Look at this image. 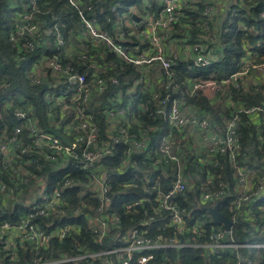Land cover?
I'll return each mask as SVG.
<instances>
[{
  "label": "built area",
  "instance_id": "obj_1",
  "mask_svg": "<svg viewBox=\"0 0 264 264\" xmlns=\"http://www.w3.org/2000/svg\"><path fill=\"white\" fill-rule=\"evenodd\" d=\"M12 1L15 12L13 22L6 31L8 42L16 46L15 60L21 65L27 85L45 88L42 99L50 113L47 120L40 122L34 112L35 104L18 93L9 94V100L0 104V119L3 113L6 116L7 108L11 109L12 116L11 129L7 131L6 125L0 129V190L6 185L4 178L12 181V186L0 198L1 208L20 204L29 210L19 214L14 223L0 220L1 249L7 257V261L1 260L0 264H16L19 260L18 247L35 250L38 254L51 240H61L75 231V227L69 224L52 225L45 230L35 221L37 216L47 217L64 212L81 214L89 222L87 229L97 242L106 238L110 226L119 227L121 219L108 212L104 201L110 202L112 197L108 193L112 184L119 183L117 175L125 174L129 168L135 171L126 179L122 191H127L126 188H134V192L135 188L140 189L141 195L126 205L128 210L139 209V219L137 226L122 234L124 247L109 250V253L118 255L119 264H131L133 260L136 264H150L155 251L164 247L199 246L219 253L225 246H232L231 228L207 227V218L198 217L187 208V205L197 207L200 201L222 199L227 193V186L220 182L219 186H212V179L208 176L195 185V180L189 178L184 168L190 161L197 162L198 150L194 147L188 153L186 150L179 154L173 149L174 144L176 149L179 147L180 139L174 137L172 130L182 131L192 126L202 131V142L209 140L215 145L213 157L219 152L232 160L240 148L236 133L237 116L227 118L224 133H217L210 127L209 119L194 114L192 106L183 98L170 96L178 91V85L171 80L174 78L172 67L177 62L185 61L189 68L206 67L212 59L200 42L192 45L177 42L178 49H174L176 42L167 41L165 30L179 20L180 6L185 0H163L156 12L151 10L148 1L139 5L136 3L141 0L116 1L109 7L114 12L113 35L103 27L100 17L92 9V5L97 4L100 6L98 9L104 12V5L96 3L100 0H65L67 7L75 11V17L68 21L43 20L39 0ZM121 3L124 8L119 11ZM127 35L139 37L141 42L127 41ZM102 42L138 72V78L126 92H122L121 88L118 90L116 102L120 103L122 94H126V106H119L116 102L95 105L96 100L92 104L94 96L108 90L109 85L120 86L117 77L105 74L96 53H93ZM251 63L245 59L241 69L230 75L235 86L241 82L237 78L251 68L264 76V59ZM190 78L187 87L189 96L197 91L203 92L205 87L215 92L227 82L202 80L199 76ZM52 84L54 88H49ZM147 90H150V97L144 99ZM134 92H139V98L134 96ZM15 98L18 105H13ZM150 103L155 105L154 114H160L170 128L165 133L164 128L160 129L163 134L156 148L150 147L146 131L137 133L130 130L131 106L136 105L146 111ZM57 106L60 107L59 114L54 110ZM256 109L248 107L244 111L252 113ZM95 114L105 124L104 132L93 120ZM59 134L65 136L70 145L63 142ZM119 144L124 146L118 157L120 163L115 167L116 172L107 171L103 162L106 158L116 159ZM45 165L48 168L40 174ZM71 167L87 171L85 178L89 174L92 177L83 181L72 176L70 171L59 177L54 186H47L49 177H56L59 171L64 172ZM76 184L80 188L77 193L80 202L72 205V202L68 203L65 190ZM250 184L246 174L240 172L238 190L245 189L246 192H238L230 201L229 210L232 211L234 206L239 208L264 191L262 181L254 191ZM196 188L199 195L195 192ZM190 195L194 196L192 200ZM91 199H95L96 203L87 202ZM159 224L160 231L151 235L150 231ZM164 226L171 230V235L164 233ZM200 237H205L206 243L196 240ZM98 254L90 256L95 260ZM43 255L41 251L30 262L18 264H59L73 259L65 255L60 259L43 258ZM249 264L255 263L249 260Z\"/></svg>",
  "mask_w": 264,
  "mask_h": 264
},
{
  "label": "trees",
  "instance_id": "obj_2",
  "mask_svg": "<svg viewBox=\"0 0 264 264\" xmlns=\"http://www.w3.org/2000/svg\"><path fill=\"white\" fill-rule=\"evenodd\" d=\"M94 2V0H90ZM116 1L120 0H100L104 6V12L98 8L100 6L92 5L93 11H96V16L100 17L103 27L112 33L114 12L109 10ZM130 0H122L127 3ZM151 10L157 11L161 8L163 0H148ZM224 3V2H223ZM42 7L41 17L43 20L60 19L62 21L69 20L75 17V11L68 8L65 0H39ZM141 4V1L136 3ZM205 4H211L214 11L206 13ZM9 0H0V104L3 101L9 100V94H21L27 96L36 106L34 112L39 118V121L47 120V114L50 109L44 104L42 99V92L45 89L43 86H27L21 65H18L15 60L17 49L8 42L6 31L10 26V7ZM123 5L121 3L119 11H122ZM215 10H217L215 12ZM233 13V16H229ZM69 24V23H68ZM129 31L128 28L125 29ZM169 31V32H168ZM164 32V30H163ZM167 41L180 42L182 44H196L200 42L204 46L205 53L212 56L214 59L210 60V64L206 67H192L189 68L185 61L177 62L173 67L172 82L178 85V91H174L170 96L171 98H183L184 101L189 103L194 114L203 115L209 119V125L214 132L223 134L225 131L224 122L231 116H237L236 120V133L240 143L235 158L230 160L225 153L217 152L214 157L208 159L204 154L198 152L199 157L196 158L197 162L190 161L184 171L188 174L190 171L196 175H200L202 180L208 176L212 179V186H219L222 183L227 186V193L222 199H217L210 202H201L193 205H187L189 210L196 216L205 217L208 220L207 227L221 226L212 221L209 208L215 203H218V210L231 220V238L233 243L237 246H225L219 253H212L208 249L199 246H185V247H164L157 249L154 253L153 261L150 264H249V260L255 258L260 259L259 264H264V247L247 246L248 243H256L258 238V230L264 224V191L262 194L251 200L244 202L239 208L233 207L229 210V203L235 196L238 195V178L239 173L246 174L247 179L251 183L252 191L256 189L259 182L264 183V76L260 73L247 71L244 75H240L237 80L241 82L237 86L234 85L235 81L230 78V75L241 69L245 59L250 60L252 63L260 62L264 59V0H232L230 5L222 9L221 0H185L180 6V18L177 22L171 23L165 30ZM119 39V37H118ZM218 43H215L216 40ZM126 40H133L138 44L141 38L135 36H126ZM94 54L99 63L105 69L106 75H113L120 80V86L109 85L108 90L94 96L93 102L96 100L97 104H111L116 102L118 97V90L121 88L122 92H126L138 78V72L131 63L124 61L117 54L101 43L100 48H95ZM37 55V52L35 53ZM221 54V55H220ZM26 56H29L27 54ZM213 57V56H212ZM222 58V59H221ZM188 60V59H187ZM25 61L22 60L21 64ZM251 63V64H252ZM259 74V75H257ZM192 76H199L202 80H213L219 83L222 80H227L226 83L220 85L218 90L207 96L202 91H197L194 95H188V83ZM260 81L256 82L255 79ZM165 79V76H164ZM168 79V78H167ZM258 79V80H259ZM236 80V81H237ZM44 85V84H43ZM47 87V86H46ZM54 88V85L49 88ZM156 87V86H155ZM134 96L139 98V92L133 93ZM7 96V97H6ZM150 97V90H147L144 99ZM2 102V103H1ZM13 105H18L15 98ZM128 97L122 94L121 102H116L119 106H126ZM256 107L257 109L248 113L244 108ZM155 105L150 103L146 111L141 110L136 105H132L129 111L131 120L130 130L140 133L146 131L148 143L150 147L156 148L159 144L158 141L163 134L160 130L164 128V133L170 131L169 126L166 125L161 115L154 114L153 110ZM57 114L60 112V107L54 108ZM6 116L2 114L0 119V129L6 125L7 131L12 127L11 109H6ZM101 112V110H100ZM153 112V113H152ZM92 113L94 111L92 110ZM152 113V114H151ZM200 114V115H199ZM57 116V115H56ZM93 120L96 121L100 127V131L106 130L105 124L101 121L98 114L93 115ZM196 127L197 126H192ZM189 128L182 131L172 130L174 137L179 138V147L176 149L174 144L173 149L179 154H183L186 150L196 147L199 150V145L191 141L187 135ZM199 129V128H198ZM200 130V129H199ZM201 131V130H200ZM202 132V131H201ZM203 135L201 134V141ZM124 146L119 144L116 148V159L109 160L106 158L103 162L107 171L116 172V166L119 165V156L123 152ZM200 158V159H199ZM47 165L42 167L40 174L46 171ZM76 178L79 177L83 181H89L92 174L85 178L87 171L77 170L70 168V170L59 171L56 177L48 178L47 186H54L56 180L63 176L64 173H69ZM135 169H127L125 174H118V182L112 184L111 191L108 193L111 196L110 202L104 201L106 209L118 215L121 219L119 227L110 226L108 236L104 239L101 245L96 244L95 238L87 231V220L81 214H55L47 217L37 216L35 221L45 230H49L52 225L59 227L63 225H73L75 231L61 240H51L49 244L42 247L38 254L35 250H25L18 247V263H28L33 257L40 255L41 251L44 252L43 258H56L62 255H79L85 254L83 258L77 261H69L61 264H107L104 260L106 254L101 251L113 249L115 247L124 246L122 234L137 226L139 219V209H127L126 205L134 201L141 195L140 189L137 187L126 188L124 183L126 179L131 177ZM4 188L0 190V198L8 191V187L12 186V181L4 178ZM79 184L65 190L68 203L77 205L80 198L77 193L79 191ZM218 190V189H216ZM122 191V192H120ZM199 195V190L196 191ZM189 193H192L191 191ZM84 198V196H83ZM194 196L190 195L189 199ZM90 204H95L96 200L91 199L87 201ZM3 205L0 200V214L1 221H8L14 223L19 214L27 213L29 210L20 204L8 205L1 208ZM254 221L253 225H250ZM160 224L150 231L151 235L160 231ZM164 233L171 235L172 232L164 226ZM255 231L256 238L249 240L248 235L251 231ZM96 241L94 242L93 241ZM200 243H206L205 237L198 239ZM263 242L264 239H258ZM1 242V239H0ZM251 247V248H250ZM101 252V253H100ZM92 253H99L98 258L93 260ZM104 257V258H103ZM7 261L5 251L1 249L0 243V261ZM114 264H119V261L114 259ZM131 264H136L135 261Z\"/></svg>",
  "mask_w": 264,
  "mask_h": 264
},
{
  "label": "rangeland",
  "instance_id": "obj_3",
  "mask_svg": "<svg viewBox=\"0 0 264 264\" xmlns=\"http://www.w3.org/2000/svg\"><path fill=\"white\" fill-rule=\"evenodd\" d=\"M148 0H141V2H147ZM231 1L232 0H226L224 3H223V5H227V6H229L230 5V3H231ZM9 2H11L12 4H13V1L12 0H9ZM66 2V1H65ZM223 2V1H222ZM68 5V3L66 2V5L65 6H67ZM11 6V5H10ZM39 8L40 9H42V7L40 6V4H39ZM9 9H10V7H9ZM205 9H206V13H208L209 11H214V7L211 5V4H209V5H207V4H205ZM42 11V10H41ZM217 10H215V12H216ZM14 12H15V5H12L11 6V9H10V15H11V19H10V23H12L13 22V14H14ZM230 17L231 16H233V14L232 13H230V15H229ZM63 33H64V35H66L67 34V32H66V30L64 29L63 30ZM218 39L215 41V43H218ZM174 49H178V44L176 43V44H174ZM213 58H214V55H213ZM250 61V60H249ZM248 71H252V72H254V70L251 68V69H249ZM203 92L204 93H206L207 95H211L212 93H213V90H211L210 88H203ZM2 103V102H1ZM239 145H240V143H239ZM161 146V145H160ZM162 147V146H161ZM187 153H188V151H187ZM186 157H187V154H186ZM188 176H189V178L191 179V180H195V185L197 184V183H200L201 181H202V179H201V177H200V175H196L195 173H193V172H189L188 173ZM190 185H192V183L190 182ZM244 192H246V190L245 189H242V190H240L239 191V193L240 194H243ZM88 224H89V222H88ZM254 224V221H252V223H250V225H253ZM100 225H101V223H100ZM87 231H88V229H87ZM259 232H258V238H257V241H253V242H256V243H248V244H246L247 246H252V247H258V248H260V247H264V241L263 242H260V241H258V239L260 238L261 240L262 239H264V224L262 225V227H260L259 228V230H258ZM89 232V231H88ZM66 237V236H65ZM254 238H256V235H255V231H251L250 233H249V235H248V239L249 240H251V239H254ZM105 239V238H104ZM104 239L103 240H101L100 242H96V241H94V239H93V241L94 242H96V244H98V245H101L102 244V242L104 241ZM58 240V239H57ZM232 243H233V241H232ZM233 245H235V246H237L235 243H233ZM122 247H124V246H122ZM251 248V247H250ZM109 250H111V249H107V250H104V251H101L103 254H106V257L104 258V260H105V262L107 263V264H110V263H112V261L114 260V259H116V260H118L119 261V257H118V255H116V254H114V253H109ZM100 252V253H101ZM83 255H85V254H79V255H65V257H70V258H73L71 261H77L78 259H80V257L81 256H83ZM99 257V256H98ZM57 259H60V258H62V256H60V257H56ZM75 258V259H74ZM254 260H256V258L254 259ZM257 261V260H256ZM257 262H259V261H257ZM2 264H4L3 262H1ZM61 263H65V262H60L59 264H61ZM255 264H257V263H255Z\"/></svg>",
  "mask_w": 264,
  "mask_h": 264
},
{
  "label": "crops",
  "instance_id": "obj_4",
  "mask_svg": "<svg viewBox=\"0 0 264 264\" xmlns=\"http://www.w3.org/2000/svg\"><path fill=\"white\" fill-rule=\"evenodd\" d=\"M221 1L225 2L226 0H221ZM223 2H222V9H225V7H227V5H223ZM213 55L214 54L212 53V56ZM212 56H210V57H212ZM213 59L214 58L212 57V60ZM257 75H259V74H257ZM262 77L263 76H261L260 78H262ZM257 78L259 79V76ZM258 79H255L254 81H256V80H257L256 82L260 81V79L259 80ZM207 96H209V95H207ZM210 97H211V95H210ZM201 134H202V132L198 128H196V127H190L188 129V133H187V135L191 138V141L192 142H195V143H197L199 145V150L197 149L198 152H201L207 158H211V157H213V154L215 153V145L211 141H209V140H205V141L202 142L200 140L201 139ZM68 145H70V144H68ZM256 260L259 261V262H257ZM256 260H250V261L252 263L259 264L260 263V259L256 258Z\"/></svg>",
  "mask_w": 264,
  "mask_h": 264
},
{
  "label": "water",
  "instance_id": "obj_5",
  "mask_svg": "<svg viewBox=\"0 0 264 264\" xmlns=\"http://www.w3.org/2000/svg\"><path fill=\"white\" fill-rule=\"evenodd\" d=\"M51 131H53V130H51ZM59 137L62 139L63 142L70 144L69 140L65 136L59 134ZM208 211H209L210 217L214 223L222 224L226 230H230L231 220L228 219L224 214H222L218 210V203H215L212 207L209 208ZM227 240H228V242L230 241L229 238Z\"/></svg>",
  "mask_w": 264,
  "mask_h": 264
},
{
  "label": "bare ground",
  "instance_id": "obj_6",
  "mask_svg": "<svg viewBox=\"0 0 264 264\" xmlns=\"http://www.w3.org/2000/svg\"><path fill=\"white\" fill-rule=\"evenodd\" d=\"M169 32V31H168ZM221 55V54H220ZM222 59V58H221ZM75 259V258H74ZM73 262V261H72Z\"/></svg>",
  "mask_w": 264,
  "mask_h": 264
}]
</instances>
